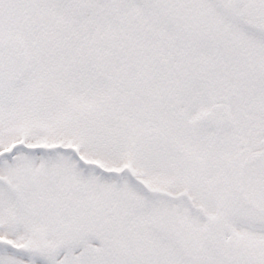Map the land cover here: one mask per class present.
<instances>
[{
    "label": "snow or ice",
    "instance_id": "6c2138e0",
    "mask_svg": "<svg viewBox=\"0 0 264 264\" xmlns=\"http://www.w3.org/2000/svg\"><path fill=\"white\" fill-rule=\"evenodd\" d=\"M0 264H264V0H0Z\"/></svg>",
    "mask_w": 264,
    "mask_h": 264
}]
</instances>
